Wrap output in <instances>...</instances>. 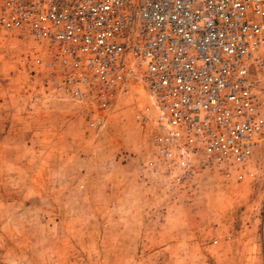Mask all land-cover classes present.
I'll use <instances>...</instances> for the list:
<instances>
[{"label": "rangeland", "instance_id": "rangeland-1", "mask_svg": "<svg viewBox=\"0 0 264 264\" xmlns=\"http://www.w3.org/2000/svg\"><path fill=\"white\" fill-rule=\"evenodd\" d=\"M0 29V264H264V156L235 180L154 172V112L126 81L109 107L62 95ZM233 173V172H232Z\"/></svg>", "mask_w": 264, "mask_h": 264}, {"label": "built area", "instance_id": "built-area-1", "mask_svg": "<svg viewBox=\"0 0 264 264\" xmlns=\"http://www.w3.org/2000/svg\"><path fill=\"white\" fill-rule=\"evenodd\" d=\"M0 29L79 103L105 109L126 81L142 84L154 172L241 180L264 156V0H0Z\"/></svg>", "mask_w": 264, "mask_h": 264}]
</instances>
